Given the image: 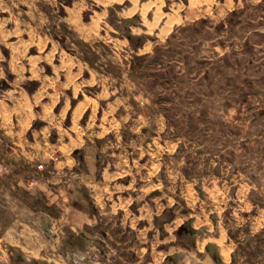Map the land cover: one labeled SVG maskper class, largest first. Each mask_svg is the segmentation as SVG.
Here are the masks:
<instances>
[{
  "label": "rangeland",
  "instance_id": "1",
  "mask_svg": "<svg viewBox=\"0 0 264 264\" xmlns=\"http://www.w3.org/2000/svg\"><path fill=\"white\" fill-rule=\"evenodd\" d=\"M80 1L83 5L81 8H85L79 11L80 22L78 23L75 17L72 20L65 18L67 8L62 6L74 4L77 0H0V248L7 254L8 262H12L11 260L19 262L18 257L22 254L29 259V264H34L35 257L39 260L47 259L51 263L57 262V264L72 262L73 249L67 239L79 229L73 228V223L68 218L69 213L79 207L83 210L90 208L92 212L95 211L93 205L74 192L78 182L77 173L83 169V165L78 159L80 155L73 150L72 135L86 136L87 131L98 133L104 129L98 121H100V111L106 102L110 100L117 101V103L122 100L138 101L139 109L145 111L147 115L164 116L166 122H170L177 130L188 132L190 138L194 139L192 142H200L195 138L196 136L205 137V131H212L211 134L214 135L218 128L224 130L223 143L224 147H227L226 142L230 140L232 134L231 125L222 123L220 119L217 120L218 114L215 107H212L213 114L211 115H206L203 111L197 114L193 108H187L185 102L199 100L200 94L204 91L208 93V99H214L215 89L207 86L212 83V77L208 78L207 83L202 82L201 78L192 80L203 69L211 71L213 68L225 67L226 69L228 66L241 68L242 65H247L244 57L235 51L227 54L229 57L227 56L224 60L201 58L204 40L210 36L202 32L201 25L179 28L168 43L156 45L152 56L142 57L132 50L130 43L127 42L125 29L130 25L120 22L116 11L114 15L109 14V21L105 22L104 19L99 18L92 26H88L86 23L92 20L95 12L102 10V6L91 3L90 0ZM110 21L114 26H110ZM225 31H227L226 38L222 39L221 43L233 46L237 39L234 42L224 41H230L234 29L230 28ZM123 41L126 43L124 44ZM60 49H63V62L71 59V56L79 59V62L77 61L79 67L75 65L74 71L81 72V75H76L70 71L71 74L66 75L70 79L73 75V81L76 80V83L80 84V92L76 98H68L69 106L67 109L64 108L62 113L61 107L64 101L60 100V95L65 93L66 89L63 88L61 81H64L66 77L62 75L57 79L54 78L55 80L52 79L53 84L51 85L53 86L48 90L41 89L40 79L36 78L35 74L29 78L30 69L34 72L41 67V56L45 57L47 53H49V58L46 62H51L48 65H42L43 73L51 76L54 75L52 71L54 68L62 69L60 66L62 61L59 59ZM208 50L211 51V48L209 47ZM206 56L214 57L215 54L209 52ZM120 66L124 72L117 76L121 73ZM111 71L114 75L108 76L107 74ZM61 72L62 70L59 74ZM191 73L192 76H190ZM227 77L229 80L233 79L232 76ZM237 78L234 79L237 80ZM202 84H205L206 88L201 87ZM52 89L55 90L54 93ZM223 89L227 91L226 89L230 88L223 86ZM138 91L143 97L139 93L140 97L131 96ZM87 96L95 98L97 101L94 103L98 105L90 120L92 127H83L89 113L85 112L73 129L66 128L71 124L74 107ZM244 96L246 98L247 93H244ZM58 100L60 102L57 103ZM30 103L32 114L37 119L27 130L24 122L17 123L16 118L25 117V112L28 110L27 105L29 106ZM85 106L86 104H80L77 115H81ZM238 109L242 112V116L254 115L255 118L243 129L240 127L242 130L235 129V133L241 134L244 131L259 135L264 132V118L262 119L260 115L264 113V110L252 107H239ZM110 110L119 112L114 107H109L105 112L106 123L110 121L111 116L116 117L117 115L107 114ZM127 110L129 119L133 122L130 118L132 115L130 111L133 112L134 109L128 106ZM5 115L8 116L5 117ZM57 125H61L60 133L56 128ZM63 128H66L67 132H63ZM148 128L149 132L155 130L154 124L151 123ZM32 131H43L48 133V137L45 139L42 133L41 136H33ZM130 131V128L123 130L122 140H109V144L116 152V164L127 163V166L132 168V159H136L134 163L137 167H133V170L141 169V165L145 163L148 166L152 165V159L157 161V157L149 155L143 149L141 150L145 153L142 154L141 150L136 149V143L139 142H142L139 147H152V135H147L148 139L144 141L127 139V136H132ZM216 143L213 136L208 139L206 147L214 148ZM119 151H121L120 154ZM252 153L250 166L254 164L256 168H263L264 164L258 163L264 161V147L258 143ZM227 154L226 151L224 158L229 160L230 157ZM190 156L184 157L176 152L170 157H158V160L164 164L163 167L155 164L153 178L149 176L147 182H142L149 187H143L141 192L139 189L135 191L134 196L138 195L139 201H148L160 207L159 215L154 214L153 218L141 221L145 228L141 239L143 243L137 237L136 232L139 231L133 230L132 233H127L128 240H131L129 245L137 243L147 248L151 247L153 242L154 253L151 256V253L145 250L142 258L143 264H146L152 257L158 260L159 264H169L171 259L168 253L173 250L181 252L175 260L177 264L179 262L182 264L185 248L193 247L197 241L200 243L201 238H204L200 236V230L202 225H205V221H208L212 228V222L216 221L213 215L219 213L223 218L222 221L227 222L226 217L232 211L237 185H231L230 180L225 182V185L222 181L218 182L216 188L199 187L200 181L194 184L196 186H186L185 181L179 180L181 173L177 160L195 161V165L200 158ZM242 159L247 160L246 157ZM194 165H190L189 168H193ZM263 173L262 171V176ZM228 174V179H230L233 172L229 171ZM156 178L160 182L158 189L152 184V179L156 180ZM137 182L140 181L134 182V186H138ZM173 185L174 188L171 187ZM217 190V195L223 202L222 205H216L210 199V196H213ZM211 192H213L212 195H210ZM169 193L174 195L176 203L168 206L166 200ZM254 196L256 202L262 201L264 187H257ZM152 197L155 202H152ZM96 216L100 226L106 223L98 214ZM190 219L192 225L197 227L196 235H190L185 231L180 232L181 226ZM223 222L221 223L222 228L225 226ZM112 224L118 225L116 233L124 230L130 231L129 226L127 227L124 222L121 224L119 218H115ZM21 229L25 230L22 233L26 235L17 234ZM116 229L114 228L111 232H115ZM154 231L158 232V237L153 238ZM15 236L21 237L22 245L11 242ZM30 238L35 239L34 243ZM117 238L119 240L120 236ZM23 240L43 250L39 253L37 250V254H34L28 250L31 246L29 247V244H25ZM262 244V242L257 243L251 252H245L246 245L241 247V254L245 257L243 264L245 261L254 264V259L257 260L256 264H264V256H261L259 250ZM89 251L87 249L82 253L87 258L86 261L89 257L100 258V255L97 258L93 257L88 253ZM64 256L68 258L67 262ZM126 256L129 260L136 259L132 251ZM194 261L197 262V259L194 258ZM79 264L91 263L79 262Z\"/></svg>",
  "mask_w": 264,
  "mask_h": 264
},
{
  "label": "crops",
  "instance_id": "2",
  "mask_svg": "<svg viewBox=\"0 0 264 264\" xmlns=\"http://www.w3.org/2000/svg\"><path fill=\"white\" fill-rule=\"evenodd\" d=\"M89 2L102 6V10L95 12L92 20L86 24L92 26L99 18L104 19L105 22L109 21V14L114 15L116 11L117 19L130 25L125 29L127 42L130 43L132 50L138 55H142V57L149 58L152 56L156 45L168 43L179 28L201 25L203 27L202 32L210 35L204 40L201 58L204 60H224L227 59V54L237 51L240 56L246 59L247 65H242L241 68L228 66L225 69V67H218L211 69V71L203 69L192 80L201 78L203 79L202 82L207 83L208 78L212 77V83L207 86L213 87V90L215 89L213 101L208 99V93L203 90L204 92L200 94L201 98L199 100L185 102L187 103L186 107L193 108L197 114L203 111L206 115H211L213 114L212 107H215V111L218 114L217 120L220 119L222 123L225 122V124L231 125L234 130L231 132L230 140L226 142L228 144L227 147H224L223 143L225 138L223 129L219 130L216 128L214 135L211 134L212 131H205V137L196 136L197 138H195V140L200 142H192L194 139L190 138L188 132L177 130L170 122H166L167 120H165L164 116L147 115L145 111L138 108V101L134 100H122L118 103L111 100L106 102L105 106L102 107V111H100V121H98L104 129H101L98 133L87 131L86 136L72 135L73 150L80 155L78 159L83 165V169L77 173L78 182L74 192L93 205L95 211L92 212L90 208L88 210L84 208L83 210V208L79 207L80 209L77 208L69 213L68 218L71 219L73 228L79 229V231L72 233L67 239L73 249V259L72 262H69L68 258L66 259V256H64L66 262L68 261L69 264H79V262H89L91 264H143L142 258L145 250L150 252L152 256L154 253L153 242L151 247L148 246L147 248L137 243L129 245L131 240H128L127 233H132L133 230L139 231L136 232L138 235L136 236L143 243L141 239L145 228L142 226L141 221L153 218L154 214L156 216L159 215L160 207L148 201H139L138 195H134L137 189L141 192L143 187H149V185L145 186L142 182H147L149 176L153 178L155 175V164L163 167L164 164L158 160V157H170L176 152L184 157H191L190 155L200 157L195 165V161L177 160L179 172L181 173L179 180L185 181L186 186L194 185L200 181L199 187L216 188L218 182L222 181L225 185L228 180H230L231 185H237L232 211L226 217L227 222L222 221L223 218L219 213L218 215H213L216 221L212 222V228L209 226V222L205 221V225H202L200 230V236L204 238H201L200 243L197 241L193 247L185 248L182 264H243L245 257L241 254V247L246 245L245 252H251L257 243L261 244V242L263 244L259 250L261 256H264V206H261V204H264V199L256 202L254 198L256 188L264 187V175H261L262 171L264 172V165L263 168H256L254 164L250 166V161H252L250 156L253 154L255 146L259 143L261 147H264V132L259 135L249 132L245 133L244 131L241 134L235 133V129H240V127L243 129L249 122L252 123L255 118L254 115L242 116V112L238 109L239 107H252L253 109L264 110V0H90ZM81 4V1L77 0L74 4L62 5L67 8L65 18L72 20L75 17L79 23V11L85 8H81L83 6ZM110 23V26H114L112 21ZM230 28L234 29L232 38L230 41H223L234 42L237 39V42L233 46H226L221 43V40L226 38L225 34H227V31L225 30ZM135 34L137 35L136 37L134 36ZM123 43L125 44L126 42L123 41ZM209 47L211 51L208 50ZM60 50L59 59L62 61L60 64L62 69L53 67L54 75L51 76L43 73L42 65H48L51 62H46L49 58V53H47L45 57L41 56V67L34 72L30 69L29 78L35 74L36 78L40 79L41 89L48 90L53 86L51 85L52 79L55 80L62 75L66 77L64 81H61L64 85L63 88L66 89L65 93L63 92L60 95V100L63 99L64 101L61 107L62 113L64 108H68L69 99L76 98L80 92V84L76 83V80L73 81V75L72 79L67 78L66 75H70V71L76 75H81V72L77 71L76 73L74 71L75 65L79 67V59L71 56V59H66L63 62V49ZM209 52L214 53L215 56H206ZM60 70L62 72L59 74ZM119 70L121 73H118L117 76L124 72L121 66ZM107 75L113 76L114 73L111 71ZM192 75L191 73L190 76ZM227 76H232L233 79L229 80ZM236 77H238L237 80L234 79ZM223 86L230 89L225 91ZM201 87L206 88V85L202 84ZM51 91L54 93L55 90L52 89ZM138 93L140 94L138 91L131 96L140 97L141 95L143 97L142 94L138 95ZM244 93H247L246 98H244ZM95 101H97L95 98L89 96L80 100L72 111L71 124L66 126V128L73 129L85 112L89 113L86 124H83V127H92L90 120L94 109L98 108V105L94 103ZM80 104H86V106L79 116L77 115V110L80 108ZM128 106L134 109L133 112L130 111V114H132L130 118L133 122L129 119ZM109 107H114L119 112L110 110L107 114L117 115L116 117L111 116L110 121L106 123L105 112L108 111ZM27 109L25 117L22 116L23 119L17 117L16 122H24L28 130L37 117L32 114L31 103L29 106L27 105ZM8 115H5V117ZM260 115H262L260 117L263 119L264 113ZM150 123L155 126L154 132H149ZM60 126H56L58 133H60ZM66 128H63V132H67ZM129 128L132 136L136 135L134 137L127 136V139H141L139 141H144V139H148L147 135H152V147H139L142 142L136 143V149H143L149 155L157 157V161L152 159V165L148 166L145 163L141 165V169L136 168L133 170V167H137L134 163L136 159H132V168L128 167L127 163L116 164V152L109 144V140H122L123 130ZM31 133L33 136H41L42 133L45 139L48 137V133L43 131H32ZM125 133L127 135V132ZM213 136L217 141L216 146L207 148L208 139ZM226 151L228 152L227 156L230 157L229 160L224 158ZM145 152H142V154ZM243 157H246L247 160L242 159ZM73 160L76 162L75 159ZM165 161L167 162V160ZM192 164L194 165L193 168H189ZM258 164H264V161ZM150 167L151 169H149ZM145 168L146 173L144 174ZM229 171L233 172L230 179H228ZM136 181H140L137 182L138 186H134ZM152 184L158 189L160 186L159 179H152ZM171 187L174 188L175 186ZM217 194L218 190L213 194L214 197L210 196V199L214 204L222 205L223 202ZM151 200L155 202L153 197ZM166 202L168 206L176 203L174 195L169 193ZM77 203L81 205L80 202ZM96 214L102 217L101 220H105V226L99 225ZM115 218H119L121 224L123 222L127 224L126 226H129L130 231L124 230L116 233L118 225L112 224ZM189 221L192 224V220L190 219ZM222 222L225 225L223 228L221 227ZM103 227L104 229H102ZM114 228L116 231L111 232ZM194 228L197 229V227ZM24 231L21 229L17 234L24 236L26 235L22 233ZM152 235L153 238L159 236L156 231ZM118 236H120L119 240ZM15 238L11 242L22 245L21 237L17 238L15 236ZM30 239L34 243L35 239ZM23 242L29 244V247L31 246L28 250L34 254H37V250L38 253L43 250V248L38 249V247H35L36 245L33 246V243H28L25 240ZM11 246H15V244H11ZM87 249L90 250L88 253L92 254L93 257L97 258L100 255V258L93 259L89 257V260L86 261L87 258L82 253ZM223 250L229 252V259L223 254ZM131 251L136 258L135 260H129L126 256ZM177 253L181 252L173 250L168 253L169 259H171L169 264H177V261L173 258ZM194 258L197 259V262L194 261ZM18 260L19 262H14L13 260L8 262L7 254L0 248V264H29V259L24 254L20 255ZM256 261L254 259V264H256ZM34 264H57V262L51 263L47 259L39 260L38 257H35ZM146 264H159V262L152 257ZM245 264L251 263L245 261Z\"/></svg>",
  "mask_w": 264,
  "mask_h": 264
},
{
  "label": "water",
  "instance_id": "3",
  "mask_svg": "<svg viewBox=\"0 0 264 264\" xmlns=\"http://www.w3.org/2000/svg\"><path fill=\"white\" fill-rule=\"evenodd\" d=\"M181 231H185L186 233L190 234V235H196L197 234V229H195L192 224L191 221H187L186 223H184L181 228H180V232ZM181 253H177L173 256V258H176L177 256H180Z\"/></svg>",
  "mask_w": 264,
  "mask_h": 264
},
{
  "label": "bare ground",
  "instance_id": "4",
  "mask_svg": "<svg viewBox=\"0 0 264 264\" xmlns=\"http://www.w3.org/2000/svg\"><path fill=\"white\" fill-rule=\"evenodd\" d=\"M221 241H222V240H221ZM224 242H225V241H224ZM223 246H224V245H223ZM222 252H223V254L226 256V258H228V259H229V256H228V253H229V252H228V251H226V250H223Z\"/></svg>",
  "mask_w": 264,
  "mask_h": 264
},
{
  "label": "trees",
  "instance_id": "5",
  "mask_svg": "<svg viewBox=\"0 0 264 264\" xmlns=\"http://www.w3.org/2000/svg\"><path fill=\"white\" fill-rule=\"evenodd\" d=\"M138 46H139V45H138ZM138 46H137V47H138Z\"/></svg>",
  "mask_w": 264,
  "mask_h": 264
}]
</instances>
